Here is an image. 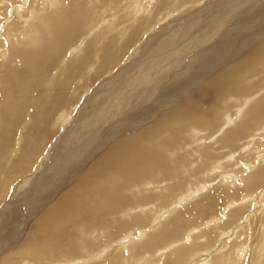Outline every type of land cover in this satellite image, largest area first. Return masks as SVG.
Returning <instances> with one entry per match:
<instances>
[{
	"label": "rangeland",
	"instance_id": "374dc122",
	"mask_svg": "<svg viewBox=\"0 0 264 264\" xmlns=\"http://www.w3.org/2000/svg\"><path fill=\"white\" fill-rule=\"evenodd\" d=\"M77 1L0 0V100L13 98L18 108L0 124V264H264V114L244 119L264 99L262 66L243 77L248 96L228 93L213 129L191 130L185 150L210 154L192 183L163 194L164 202L125 191L109 219H79L22 256L31 227L61 203L85 161L155 123L264 42V0ZM20 33L33 49L16 41Z\"/></svg>",
	"mask_w": 264,
	"mask_h": 264
},
{
	"label": "bare ground",
	"instance_id": "6f19581e",
	"mask_svg": "<svg viewBox=\"0 0 264 264\" xmlns=\"http://www.w3.org/2000/svg\"><path fill=\"white\" fill-rule=\"evenodd\" d=\"M13 3H15V2H13ZM64 18H65V16H64ZM64 20H66V19H64ZM84 22H85V20H84ZM82 26H83V24H82ZM2 28H3V26H2ZM46 30H48V27ZM158 30H159V28H158ZM12 31H14V30H12ZM34 31H36V30H34ZM17 38L18 39L16 41L19 44L21 41L28 40L25 43V46H27L28 48L32 47V49L35 46V44L32 45L31 38L28 39L27 35L25 33H20V35ZM3 39H4V37H3ZM4 40H6V39H4ZM7 40L9 41V39H7ZM9 43H10V41H9ZM13 43H15V41H13ZM49 44H51V43H49ZM75 45L76 44H74V46ZM20 47H22V46H20ZM152 47H153V45H152ZM15 48H16V43H15ZM46 48H48L47 45H46ZM77 49H78V47H77ZM4 50H6V49H4ZM17 52H18V49H17ZM41 52H42V50H41ZM15 54H17V53H15ZM15 54H14V56H15ZM38 55H39V53H38ZM28 56H30V55H28ZM17 61H18V58H17ZM11 63H12V61H11ZM29 65H31V64H29ZM46 65H47V63H46ZM11 66H12V64H11ZM260 66L264 67V42L257 44V47L252 52L248 53V55H245L241 60L237 61L232 66L228 67L225 71L221 72L215 78L210 79L209 82L207 81L208 83L203 87L202 90H199L196 92H194V91L191 92L190 95L186 98V100L181 105L175 107L172 111H170L168 113L160 115V117H158V120L155 123L153 122L150 125H148L147 127H144L141 129L134 128L133 130L136 132H133L131 129L128 130L127 131L128 133L126 135H124L122 138L118 139L114 144L112 143V145H110L105 151H102V153L99 155V157L93 163L90 164V160L85 161L83 163V166H81L79 168V169H83V173L81 174L80 178L76 179L75 181L68 182L69 184L66 185V188L64 189V190H66L65 191L66 196L62 199L61 203H59V204L56 203L53 207H49L48 209H46L43 212L40 219H38V221L35 223L36 225L35 226L33 225V227H31L29 234L28 235L26 234L27 237H25L24 243H22V248H23V250H25V253L22 256H25L26 258H30L31 253L28 251L30 249H33L35 244L37 247L38 241H40L41 239H45V238L48 239V236L54 235L60 230H66V228L69 226L70 223H79V222H77L79 219L85 220V219H88L91 217H96V218L101 217V218L109 219L111 216H113L115 211L119 210L115 206L118 205L117 201L120 198V196L125 195V191H131L132 189L136 188L137 191H135V195H134L135 198H147L148 197L149 199H152V202H164V200H163L164 195L163 194H166V192L174 191L177 188L183 187L186 183L187 184L192 183L196 178H198L197 177V171L203 170L206 168V163L208 162V161H206V158H208L210 154L208 153L207 147L192 148L190 151L185 150L188 142L190 141L191 130L192 129H202V128L213 129L215 127V125L219 122V118H221V116H222V111H224V109H222L223 105L224 106L227 105V104H224V102H225V98L228 95V93L232 90V93L234 95H243L245 97L248 96L250 89L244 88V83L242 82L244 80L243 77L254 76V74L257 72V69ZM52 71H53V69H52ZM3 74H5V73H3ZM23 74H22V76H23ZM50 76L51 75H49V77ZM44 78L45 77H43V79ZM36 79H38V78H36ZM22 81H24V80H22ZM232 81H233V85H232V88L230 89ZM60 82H61V80H60ZM164 86H166V85H164ZM18 94H19V91H18ZM13 97H15V96H13ZM12 99L13 98L10 99L9 97L6 96V97L2 98V100H0V124L2 123V119H3L2 116L4 113H6V112H9V114H11L13 112L18 113V108H16V106L13 104V102H11ZM15 100L16 99H14V101ZM17 101H19L18 98H17ZM112 102H113V100H112ZM107 103H108V101H107ZM247 103H248V101H247ZM32 105H34V102ZM92 105H94V104H92ZM100 105H101V102L97 105V107H99ZM131 107H133V106H131ZM92 111H94L93 108H92V110H89L88 112L90 113ZM144 111H145V109H144ZM126 114H128V113H126ZM263 114H264V99H262L259 103L255 104L251 109L246 111L244 114V116H245L244 119L245 118L246 119H254V118H257ZM136 117H138V116H136ZM130 118H131V116H130ZM143 119H146V118H143ZM99 121L95 122V120H93L91 125H95L97 123L99 124L101 122V121L100 122ZM99 126H101V125H99ZM99 126H97V127H99ZM92 128L95 129L94 127H92ZM0 129H1V127H0ZM110 129H111V127H110ZM130 131L133 133H131ZM202 132H204V131L201 130V133ZM115 133H116V131H115ZM73 134H71L70 136H72ZM1 143H3L2 140H0V148L2 145ZM192 144H193L192 141H190L189 146H191ZM36 150L39 151L38 148ZM41 150H42V148H41ZM41 153L42 152L40 151L39 154H41ZM81 154H80V156H81ZM223 157H225V156H223ZM54 158H56V157H54ZM28 159H29V157H28ZM31 160H29V161H31ZM87 162H89L90 165L87 166L86 165ZM193 162H195V164L197 163L198 166L194 167V164H192ZM72 172H73V170H72ZM163 174H169L166 178L169 180H172L168 185H165V184H164V186L161 185L163 183L162 182V175ZM69 178H71V176H69ZM55 181H57V180H55ZM148 183L150 185H152L153 187H151V188L145 187V186H147L146 184H148ZM61 185H65L64 181H62ZM148 189L149 190L151 189L150 193H155L156 198L153 199L151 197V195H149V192L146 193V191ZM57 191L59 192V191H61V189H58ZM53 200H55V199H53ZM133 201H135V200H133ZM144 201L146 203H148L150 200H144ZM145 202H142V203H145ZM32 204H34V203H32ZM37 204H40V203H37ZM42 205H43V203H42ZM33 209H35V208H33ZM60 211H61L62 221L55 220V216ZM43 217H45L47 220L44 225L41 224V222L43 221ZM251 217H252V215H251ZM257 217L258 216H256V218ZM36 218H38V217H36ZM193 219H198V218H193ZM193 219H187L188 225L193 223ZM252 219H253V217H252ZM158 220H159V218H158ZM83 222H85V221H81V223H80V226H82V227H84V224H82ZM253 226H254V224H253ZM256 232H259V231L256 230ZM128 234H130V233H128ZM190 234H193V233H190ZM127 236H125V237H127ZM50 239H52V238H50ZM120 246H122V245H120ZM107 249H109V248H107ZM102 251H103V248H102ZM249 257H250V254H249ZM130 260L131 259L127 258V260H125L123 262V264H125L126 262H127V264H130ZM143 260H144V258L138 259L135 261H139L138 264H144ZM83 262H82V264H83ZM117 262L118 263H116V264L121 263L119 260H117ZM169 262H171V261H169ZM112 263L115 264L114 261H112ZM145 264H147L146 259H145Z\"/></svg>",
	"mask_w": 264,
	"mask_h": 264
}]
</instances>
